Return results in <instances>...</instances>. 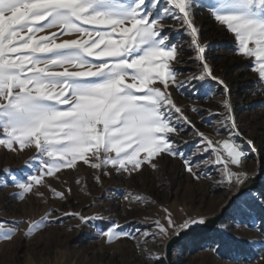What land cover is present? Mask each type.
<instances>
[{
	"label": "snow or ice",
	"instance_id": "obj_1",
	"mask_svg": "<svg viewBox=\"0 0 264 264\" xmlns=\"http://www.w3.org/2000/svg\"><path fill=\"white\" fill-rule=\"evenodd\" d=\"M201 9L234 34L238 54L253 61L252 70L264 83V0H0V146L13 152L34 148L39 164L26 179L5 169L3 186L17 188L22 200L46 177L76 169L79 162L131 174L144 166L157 169L156 160L164 155L179 157L196 179L198 169L219 166L222 183L245 184L250 179L243 169L245 145L251 152L257 149L251 139L237 142L242 133L229 100L223 102L221 126L230 131L216 140L196 128L171 92L208 79L230 91L208 62L196 23ZM171 32H184L195 52L198 70L183 80L176 65L185 62L184 45L174 42ZM188 130L198 142L186 154L180 145L187 141L178 137ZM51 192L66 200L71 189ZM123 199L147 198L128 193ZM253 200L264 206V192L253 194ZM164 212L166 224L154 221L157 231L145 232V241L206 224L200 217L177 225ZM51 215L31 221L25 235L55 222ZM65 215L85 225L106 221L100 235L108 244L135 238L109 217ZM19 223L5 227L0 222V240L11 241ZM162 259L157 256L156 264ZM254 259L264 261V256L241 264Z\"/></svg>",
	"mask_w": 264,
	"mask_h": 264
},
{
	"label": "rangeland",
	"instance_id": "obj_2",
	"mask_svg": "<svg viewBox=\"0 0 264 264\" xmlns=\"http://www.w3.org/2000/svg\"><path fill=\"white\" fill-rule=\"evenodd\" d=\"M196 23L206 46L208 62L230 91L225 93L223 86L208 79L185 88L173 87L171 92L196 128L213 139H225L229 134L230 129L221 126L225 113L223 102L229 100L242 133L237 142L243 144L251 139L257 149L251 152L245 145L248 159L243 161V169L251 177L264 168V83L258 82L257 73L252 70L253 61L238 54L233 33L203 9L197 11ZM166 24L172 25L173 21H166ZM170 35L174 42L184 45L181 59L185 62L176 65L181 73L178 78L183 80L198 70L195 52L188 48L184 32H171ZM193 108L202 111H192ZM178 139L187 141L180 145L186 154L191 153L198 142L191 130ZM37 155L34 148L13 152L0 146V222L5 223V227L21 222L11 241L0 240V264H156L157 256L163 257L161 264H166L164 247L176 235L170 233L163 240L144 239L145 232L157 231L154 221L159 219L166 224L164 209L171 213L177 225L189 218L208 220L241 186L222 183L219 166L198 169L200 178L196 179L185 171L179 157L164 155L156 160L157 169L144 166L131 174L117 173L111 167L92 169L79 162L76 169H64L56 177H46L45 184L35 187L20 200L16 196L17 188L10 184L3 186L7 178L4 170L26 179L37 172ZM52 188L57 191L70 188L71 194L66 200H60L53 196ZM261 192H264V177L259 191L234 202L216 226L217 238L210 235L182 241L197 240L194 246L187 242L172 251L173 264H241L257 254L264 256L261 251L264 249V206L253 200V194ZM128 193L147 199L126 201L123 197ZM70 212L109 217L135 238H122L108 244L100 235L106 221L81 224L78 218L65 215ZM49 213L52 214L49 219L54 218L55 222L30 236L25 235L31 221H38ZM252 264H264V261L254 259Z\"/></svg>",
	"mask_w": 264,
	"mask_h": 264
},
{
	"label": "water",
	"instance_id": "obj_3",
	"mask_svg": "<svg viewBox=\"0 0 264 264\" xmlns=\"http://www.w3.org/2000/svg\"><path fill=\"white\" fill-rule=\"evenodd\" d=\"M263 177L264 168L260 169L245 184L241 185L240 188L228 199L225 206H223L215 216L206 220L205 225H199L190 230L181 231L179 235L171 237L164 247L165 263L173 264L172 251L174 247L179 245L182 241L190 238H199L212 235L216 226L224 218V215L229 212L235 201L244 198L249 193L259 191V183L263 180Z\"/></svg>",
	"mask_w": 264,
	"mask_h": 264
},
{
	"label": "trees",
	"instance_id": "obj_4",
	"mask_svg": "<svg viewBox=\"0 0 264 264\" xmlns=\"http://www.w3.org/2000/svg\"><path fill=\"white\" fill-rule=\"evenodd\" d=\"M219 231H218V227H216L215 228V230H214V232L212 233V235H214V237H218L219 236ZM196 241L197 240H190V241H186V242H182V243H180L179 245H176L175 247H174V249H173V252L178 248V246H182V245H185V244H187V242L189 243H193L192 245L194 246L195 245V243H196ZM200 241V240H199ZM195 242V243H194Z\"/></svg>",
	"mask_w": 264,
	"mask_h": 264
},
{
	"label": "bare ground",
	"instance_id": "obj_5",
	"mask_svg": "<svg viewBox=\"0 0 264 264\" xmlns=\"http://www.w3.org/2000/svg\"><path fill=\"white\" fill-rule=\"evenodd\" d=\"M222 139H224V137H218L216 140H222ZM254 176V175H253ZM253 176H251V177H253ZM250 177V178H251Z\"/></svg>",
	"mask_w": 264,
	"mask_h": 264
}]
</instances>
